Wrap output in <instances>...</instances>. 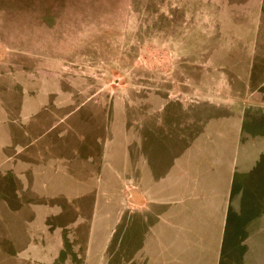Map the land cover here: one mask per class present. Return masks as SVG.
<instances>
[{
    "label": "rangeland",
    "instance_id": "374dc122",
    "mask_svg": "<svg viewBox=\"0 0 264 264\" xmlns=\"http://www.w3.org/2000/svg\"><path fill=\"white\" fill-rule=\"evenodd\" d=\"M242 2L0 0V264H145L139 252L154 213L126 214L108 248L111 220L97 221L111 214L113 192L129 204L135 186L148 185L149 174L161 179L205 123L225 115L231 82L210 57L243 39L228 16L242 21L233 9ZM249 122L255 129L244 138L261 137L264 112L250 110ZM102 153L123 178L115 175L105 210L70 201L65 175H96L87 166ZM22 158L55 167L57 177L37 182L52 199L27 193L31 179L14 168ZM143 200L136 194L131 202Z\"/></svg>",
    "mask_w": 264,
    "mask_h": 264
},
{
    "label": "crops",
    "instance_id": "0c3cea01",
    "mask_svg": "<svg viewBox=\"0 0 264 264\" xmlns=\"http://www.w3.org/2000/svg\"><path fill=\"white\" fill-rule=\"evenodd\" d=\"M233 9L241 10L244 19L235 21L234 16L228 15L236 23L235 28L230 29L243 34V39L221 44L210 57L215 70L218 73L225 70L223 74L231 82L233 93L225 94L221 103L227 108L223 110L225 115L210 118L203 133L161 179L149 174L148 185L134 187L131 201L136 194H141L143 202L127 204L119 192H113L111 214L104 212L102 221H97L107 226L103 221L111 220L113 225L111 232V227L103 232V248H108L116 226L126 214L140 218L141 213L151 211L156 218L139 252L146 259L145 264H264V204L260 201L264 188L261 177L264 176L256 174L258 166L264 162V147H260L264 134L257 139L244 138L251 136L252 128L255 129L251 122L246 128L249 111L264 112V0H244ZM247 34L248 39H244ZM243 96L248 98L247 103L243 102ZM90 161L87 168L96 167V175L85 171L80 182L72 175H65L71 188L67 198L70 201L88 199L94 202L95 209L105 210L106 194L111 185L114 188L115 175L118 182L123 178L113 170L109 155L102 153ZM38 163L22 158L14 168L31 179L33 185L29 183L32 187L27 193L39 197L43 192L41 197L52 199L55 192L40 188L37 182L41 178L57 177V171L51 162H46L48 167H41L46 163L40 160ZM106 172H112L113 177L104 179ZM251 177H255L252 194L248 192ZM47 182L43 183L45 187ZM34 184L39 188L35 189ZM229 238H233L234 243L228 245Z\"/></svg>",
    "mask_w": 264,
    "mask_h": 264
}]
</instances>
